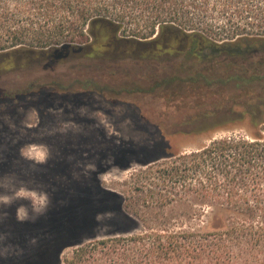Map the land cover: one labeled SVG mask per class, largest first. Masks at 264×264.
Returning a JSON list of instances; mask_svg holds the SVG:
<instances>
[{
	"label": "trees",
	"instance_id": "16d2710c",
	"mask_svg": "<svg viewBox=\"0 0 264 264\" xmlns=\"http://www.w3.org/2000/svg\"><path fill=\"white\" fill-rule=\"evenodd\" d=\"M84 62L102 77L152 81L137 89L160 90L156 98L191 127L187 135L243 123L252 133L222 136L184 155L161 142L146 163L170 159L155 171L158 187L171 201L180 186L199 194L211 213L207 232L164 224L82 246L63 261V251L82 242L68 243L70 234L58 228L55 238L9 264H264V0H0V77ZM88 86L103 96L110 90ZM19 93L0 89V103ZM89 203L83 217L90 223L98 209ZM122 203L116 209L136 227ZM70 224L61 226L76 235L78 219Z\"/></svg>",
	"mask_w": 264,
	"mask_h": 264
},
{
	"label": "rangeland",
	"instance_id": "374dc122",
	"mask_svg": "<svg viewBox=\"0 0 264 264\" xmlns=\"http://www.w3.org/2000/svg\"><path fill=\"white\" fill-rule=\"evenodd\" d=\"M234 21L241 17L234 16ZM96 69L84 62L0 77V89L20 92L17 101L0 103V195L12 197L11 203H0V264L29 255L55 238L53 230L58 228L70 234L68 243L82 242L66 248L63 261L82 246L128 238L164 224L172 230H210L211 213L206 215L209 208L199 194L185 193L180 186L171 201L158 187L155 171L160 165L168 167L170 159L146 163L158 156L155 146L161 142L172 146L170 153L184 155L222 136L250 138V127L243 123L187 135L191 127L181 125L176 110L156 98L160 90L137 89L152 81L102 77ZM89 81L108 84L110 90L104 96L91 92ZM225 91L233 93L231 87ZM121 200L136 227L116 209ZM91 201L98 215L89 223L83 216ZM69 209L59 220L52 217L57 210ZM77 219L76 235L61 226Z\"/></svg>",
	"mask_w": 264,
	"mask_h": 264
},
{
	"label": "clouds",
	"instance_id": "9594fccd",
	"mask_svg": "<svg viewBox=\"0 0 264 264\" xmlns=\"http://www.w3.org/2000/svg\"><path fill=\"white\" fill-rule=\"evenodd\" d=\"M20 191H23V189H21ZM20 191L16 192L15 195L18 196L20 194ZM11 200H12V197H10V196L0 195V203L9 204V203H11ZM42 200L46 201L47 196H44L42 198Z\"/></svg>",
	"mask_w": 264,
	"mask_h": 264
},
{
	"label": "flooded vegetation",
	"instance_id": "af4514ba",
	"mask_svg": "<svg viewBox=\"0 0 264 264\" xmlns=\"http://www.w3.org/2000/svg\"><path fill=\"white\" fill-rule=\"evenodd\" d=\"M13 262V261H12ZM1 264H7V263H1Z\"/></svg>",
	"mask_w": 264,
	"mask_h": 264
}]
</instances>
